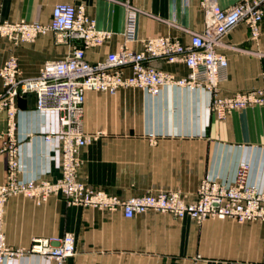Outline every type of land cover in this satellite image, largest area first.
<instances>
[{
	"label": "crops",
	"instance_id": "0c3cea01",
	"mask_svg": "<svg viewBox=\"0 0 264 264\" xmlns=\"http://www.w3.org/2000/svg\"><path fill=\"white\" fill-rule=\"evenodd\" d=\"M203 0H0V21L49 24L58 3L83 5L98 31L110 36L86 48L91 62L105 60L126 43L141 50L145 38L168 36L189 43L205 30ZM241 0H217L228 8ZM136 10L134 40H127L129 11ZM76 46L56 42L52 32L32 42L15 43L0 36V69L19 60L22 79L35 77L47 60L65 59ZM228 58L221 93L264 88V16L257 37L240 22L220 41ZM151 63L178 76L182 63ZM0 76V93L3 91ZM212 93L205 88L164 86L158 95L140 88L115 93L88 91L84 127L100 133L80 150L79 180L127 199L161 191L197 199L204 178L233 184L241 164H249L248 183L264 192V106L234 110L219 119L210 110ZM14 139L18 145L19 181H56L61 176V140L46 135L59 128V115L36 107L33 93L16 101ZM8 116L0 111V181L8 179ZM3 227L13 248L29 247L34 238H62L72 232L77 253L69 264H264V222L208 218L197 222L149 210L126 218L121 209L69 204L62 194L38 203L23 194L3 206ZM3 264H56L37 254Z\"/></svg>",
	"mask_w": 264,
	"mask_h": 264
},
{
	"label": "built area",
	"instance_id": "2783aa9c",
	"mask_svg": "<svg viewBox=\"0 0 264 264\" xmlns=\"http://www.w3.org/2000/svg\"><path fill=\"white\" fill-rule=\"evenodd\" d=\"M205 30L194 33L189 43L168 36L145 38L141 50L126 43L110 52L105 60L91 63L85 50L110 36L98 31L94 20L83 5L58 3L54 6L49 24L38 22L0 21V36L15 43L32 42L39 35L52 32L57 43L76 46L65 59L47 60L37 76L22 79L19 60L11 56L0 69L3 91L0 111L8 116L7 139L2 151L8 155V179L0 181V264L9 259L37 254L56 264H69L77 253V239L72 232L62 238H34L29 247L13 248L7 243L3 227V206L15 194L45 202L53 194H62L69 204L84 207L121 209L126 218H133L149 210L168 213L177 218L190 217L197 222L208 218L233 219L237 222H264V192L248 183L249 164H241L236 180L227 184L204 178L197 190V199L188 202L177 191L146 193L124 199L78 178L81 165L80 150L93 142L100 133H90L84 127V104L88 91L115 93L120 88H140L158 95L164 86L205 88L212 93L210 110L225 119L234 110L264 106V88L221 93V83L227 78L228 58L218 50L221 39L240 22L245 21L251 35L257 37L264 16V0H241L221 8L217 0H203ZM136 10L129 11L127 40H134ZM182 63L189 72L178 76L154 66L151 61ZM33 93L36 107L53 110L59 115V128L53 136L61 140V176L56 181L22 182L19 171L18 145L14 139L16 101L20 95ZM232 264H243L234 262Z\"/></svg>",
	"mask_w": 264,
	"mask_h": 264
}]
</instances>
